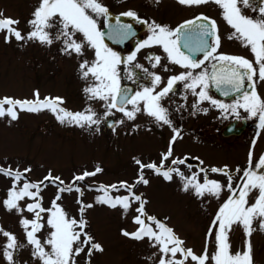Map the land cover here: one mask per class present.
I'll return each instance as SVG.
<instances>
[{"label":"snow or ice","instance_id":"1","mask_svg":"<svg viewBox=\"0 0 264 264\" xmlns=\"http://www.w3.org/2000/svg\"><path fill=\"white\" fill-rule=\"evenodd\" d=\"M214 2L221 7L223 19L233 29L229 38L239 39L243 45L249 46L252 59L221 51L222 37L218 22L205 12H198L171 26L156 19L149 21L133 8L115 15L104 0H38L27 21L30 26L27 31L19 27L18 17L4 16L0 12V32L4 33L6 42L13 37L23 43L32 41L42 45H52L54 41H59L60 52L78 58L80 76L90 81L83 88L85 95L89 100L102 101L105 108L102 114H98L91 104H87L83 110L73 111L64 106V96H41L39 89H34L32 98L10 95L0 97V117L7 116L14 120L19 110L38 112L47 109L61 123L89 128L95 126V130L99 131L102 119L117 109L123 118L129 120H134L137 113L143 111L161 127L168 125L172 128V135L158 160L145 162L133 158L137 165V175L132 182L118 180L110 184H87V188H95L100 193L94 201L82 199L84 189L81 182L101 172L99 164L91 171L84 169L74 173L66 182L59 174H54L52 169H48L41 179L32 180L26 175L32 169L30 164L24 167L17 164L14 167L11 163H0V174L11 178L7 194L0 203L7 210L20 214L19 224L32 248L31 254L42 264H78L77 256L81 252L86 253L87 264H92V254L104 250V245L86 230V209L92 207L93 203L107 204L112 208L119 206L124 213L135 204L132 220L136 227L131 231L122 228L121 231L136 240L146 238L160 254L156 264H188L189 260L192 264H253V221L256 220L259 227L264 229V152L254 158L259 131L251 141L243 168L240 165L234 169L227 164L204 165L186 174L179 165H186L191 153L174 155L175 143L183 136V129L174 124L170 108L163 103L164 97L169 96L174 85L182 81L184 87L190 89L196 97L193 102L194 112L207 113L209 107H214L221 110V115L234 114L239 118L243 109L249 116L258 117V129H264V95L257 89L258 82L264 81V0H260L258 5L254 4V0ZM178 3L193 7L204 5L208 0H178ZM247 7H252L258 14H247L244 11ZM99 17H103L105 28L99 26ZM121 17L134 18L147 25L149 32L146 38L136 43V51L130 52L126 58L106 42V37L123 41L135 34L133 25L125 23ZM77 33L80 35L77 36ZM153 45L160 46L168 61L184 69L167 76L166 83L160 73L133 63L139 49ZM86 49H92L91 59L86 56ZM146 58L152 67L161 62V55L155 52L149 53ZM122 64L128 66L124 71L128 73L129 80L137 77L133 69L140 68L150 77V84H142L135 90L122 86ZM161 66L168 68L167 64ZM210 85H214L225 97L234 93L235 98L230 102L216 98L210 94ZM204 101L209 102V107L202 106ZM123 118L111 121L113 130L115 124L123 123ZM136 127L138 125L133 124V128ZM195 159L203 164L200 157ZM145 169L162 175L166 180H172L173 174L181 177L183 190L193 191L197 197H203L206 193L219 197L227 189L229 194L209 223L201 252L186 246L184 238L165 222L167 218L161 219L146 210L147 198L135 191L138 184L147 185L150 182ZM209 172L222 174L226 180L211 178ZM200 174H203L202 178ZM49 183L55 185L56 192L49 206L45 207L42 189ZM121 190L123 194H119ZM253 190L256 193L250 197ZM72 191L78 193V217L69 215L65 206L58 202L63 193ZM113 191L118 194L113 195ZM25 211L31 213V217L25 215ZM234 224L243 225V250L233 251L231 248L229 231ZM42 229L47 232L46 236ZM0 234L6 237L2 249L4 258L8 264H20L15 253L24 244L19 241L16 233L2 225ZM209 245L214 249L212 253L208 251Z\"/></svg>","mask_w":264,"mask_h":264},{"label":"rangeland","instance_id":"2","mask_svg":"<svg viewBox=\"0 0 264 264\" xmlns=\"http://www.w3.org/2000/svg\"><path fill=\"white\" fill-rule=\"evenodd\" d=\"M259 3L260 0H254V4ZM37 4L38 0H0V12L4 16L18 17L19 27L27 31L30 27L27 21ZM135 6L139 12L146 11L145 14L151 15L158 22L168 23L171 26L185 17L188 8L196 7V10L208 13L204 5L183 6L178 0H164L154 7L146 6L144 0ZM244 11L249 15L258 14L252 7H247ZM98 19L102 28L101 17ZM79 35L77 33V36ZM59 47V41H54L52 45H42L32 41L23 43L13 37L6 42L4 33L0 32V97L10 95L32 98L34 89H39L41 96L47 94L64 96V106L70 110H83L87 104H91L98 114H102L105 111L103 102L89 100L83 91L85 84L90 81L80 76L78 58L65 55L59 51ZM220 50L253 58L249 46L243 45L239 39L229 38V33L226 32H223ZM85 54L91 59L92 49H86ZM133 63L142 64L150 71H160L163 74H170L174 66L169 64L165 70H160L157 67L159 64L152 67L142 53L138 54V58ZM127 67L124 64L120 65L121 84L134 81L135 77L132 80L127 78L128 73L124 71ZM133 70L136 73L139 71L144 73L140 68ZM257 89L261 95H264V81L258 82ZM204 105L209 107V102L204 101ZM216 109L209 107L210 120H213ZM217 110L219 119L208 123L204 117L205 134L199 136L197 134L203 131L196 130L191 134L192 119L188 117V123L184 128L188 126L189 132L184 133L175 143L174 155L191 153L187 164L179 165L186 174H190L193 171L191 169L197 171L204 165L227 164L234 169L236 165L243 168L246 164L253 134L240 137L223 136L222 128L236 116L221 115V110ZM115 116L116 120L123 118L122 113ZM243 116H248V113L241 109L240 117ZM215 122L218 124L214 126ZM133 124L138 127L133 128ZM114 127L115 130L107 128L105 118L101 121L99 131H96L95 126L89 128L61 123L55 114L47 109L38 112L19 110L18 117L14 120L7 116L0 117V163H11L14 167L17 164L21 167L30 164L32 169L26 175L32 180L41 179L48 169H52L54 174H59L66 182L74 173L84 169L91 171L99 164L102 171L86 177L85 181L81 182V187L84 189L82 199L94 201L100 193L95 188H87V184H110L118 180L132 182L137 175V165L133 158H140L145 162L158 160L172 135L170 126L161 127L143 111L137 113L134 120L123 118V123H117ZM260 136L258 142L256 141L254 158L259 156L264 147V130ZM195 157H200L203 164ZM188 164L194 166L191 165L192 168H189ZM145 175L150 182L147 185L138 184L135 191L147 198L146 210L161 219L167 218L165 222L173 226L174 230L184 238L185 245L192 247L198 253L201 252L209 223L219 205L229 194L227 189L223 190L219 197L207 193L203 197H197L193 191L183 190V181L175 174L172 180H166L163 176L154 175L150 169H145ZM200 175L202 178L203 174ZM209 176L226 180V177L219 173L210 172ZM10 181V177L0 174V201L6 196ZM55 192L56 187L51 183L42 189L45 207L49 206ZM255 193L256 190H253L250 197ZM112 194L118 193L113 191ZM119 194H123V190ZM77 195L75 191L65 192L58 202L65 206L69 215L78 217ZM135 206L134 204L127 213H124L119 206L112 208L103 203H93L92 207L86 209L88 220L86 230L104 245L103 251H95L92 254V264H156L160 254L146 238L136 240L121 231L122 228L131 231L136 227L132 220ZM24 214L29 217L32 215L27 211ZM19 217V213L7 210L0 203V225L16 233L19 241L24 244L16 251V260L20 264H42L31 254L32 248L26 241L23 228L19 224ZM41 231L45 236L47 235L44 229ZM5 239L6 237L0 234V264H8L2 254ZM229 240L233 251L243 250L245 233L242 224L232 226ZM251 243L253 264H264V229L259 227L256 220L253 221ZM208 251L209 253L214 251L211 245ZM154 252L156 255H153ZM77 261L78 264H87L86 253L78 254ZM188 264L192 262L189 260Z\"/></svg>","mask_w":264,"mask_h":264},{"label":"flooded vegetation","instance_id":"3","mask_svg":"<svg viewBox=\"0 0 264 264\" xmlns=\"http://www.w3.org/2000/svg\"><path fill=\"white\" fill-rule=\"evenodd\" d=\"M144 0H104V2L108 5L110 10L113 11L116 14H119L120 12L126 10L127 8H133L135 9L141 16L149 19V21L151 19H155L153 18L151 15H147L145 14V12H139L137 7L135 6V4L137 3H141ZM146 1V6H150V7H154L159 5L161 2H163L164 0H145ZM204 6L207 7L208 9V14L209 16L214 17L219 25V30H220V34H221V41L223 40V32L226 33H231L233 31L232 27L230 25H228L226 23V21L223 19L221 12L222 9L219 5H217L214 0H208V3L204 4ZM113 8V9H112ZM187 14L185 15V17L182 18V20L184 19H188L191 16L197 14L198 12H205L202 10H196V7L194 8H188V10L186 11ZM181 20V21H182ZM180 21V22H181ZM178 22V23H180ZM101 23L103 26H105L104 24V20L103 17H101ZM128 23H131L133 25V29L135 32H138V38L137 36L132 38L127 45L125 46V49H121L119 47H117L118 49H120V53H125L126 55H128L130 52L132 51H136L135 49V45L136 43L147 37V35L149 34L148 32V28L147 25L136 21L134 18H130L128 17ZM176 23V24H178ZM176 24L172 25L175 26ZM155 52L157 54L161 55V62L159 64V66H157L160 70H165L161 65L163 64H172L174 65L173 69L170 71V74H163L160 71H157L158 73H160L163 77H165V81L164 83H166V78L169 75H172L174 73H177L179 71H181V66L179 65H175L173 63H171L170 61H168L165 58V54L163 53V49L160 46H146L144 48L139 49V51H137L136 53V59L138 58V54L142 53L143 57H147L149 53ZM200 55V54H197ZM147 59V58H146ZM148 60V59H147ZM149 61V60H148ZM150 62V61H149ZM208 63V62H206ZM158 65V64H157ZM135 87V89L139 88L142 84H150V77H148V75L144 72L142 73L141 71L137 72V77L134 78V81L132 83ZM159 87V86H158ZM264 92V91H263ZM210 94L214 95L216 98L221 99L215 92L214 90L210 87ZM235 98V97H234ZM232 98V99H234ZM196 99V97L193 95V93L191 92L190 89H186L183 85L182 81H178L175 85H174V89L170 92L169 96L164 97L163 99V103L170 108L171 112V116L173 119V122L176 126H182L183 129V134L186 133L188 134V126L185 129L184 127L186 123H188V117H190L192 119V126H190L192 128V133L194 134L195 131H203L199 135H203L205 134V129L206 127L204 126V117L208 120V123H213L214 121L219 119V111L216 109V113L214 115L213 120L209 119V114L204 113L202 111H195L193 110V102ZM230 99V100H232ZM179 106V107H178ZM203 107H205L204 102L202 104ZM199 107V106H198ZM121 113V112H120ZM255 118V120H254ZM236 121L237 124L235 125V127H233V131L235 133H239V134H232L231 136L228 137H240L243 135H247V136H251L250 141H252V139L254 137H256L257 131H259V136L256 139V141L258 142V139L261 138L260 134L264 129H258V117H251V116H246V117H233V119L229 120L227 122V124L222 128V134L224 132V129L228 126L229 123ZM218 123L215 122L214 126L217 125ZM185 130V131H184ZM262 152H264V147L262 148ZM261 152V153H262Z\"/></svg>","mask_w":264,"mask_h":264},{"label":"water","instance_id":"4","mask_svg":"<svg viewBox=\"0 0 264 264\" xmlns=\"http://www.w3.org/2000/svg\"><path fill=\"white\" fill-rule=\"evenodd\" d=\"M113 19H114V17H113ZM125 19H126V17H121V20L124 21V22H125ZM130 37H131V36H129L128 38H130ZM128 38L125 39V40H123V41H119V40L109 39V38L106 37V40H109L110 42H112V43L115 44V45H123L124 42H125L126 40H128ZM124 86H127V87H129V88H132V86H129V85H124ZM212 87L217 91V93H218L221 97H224V98H230V97H233V96L235 95V94L233 93V94H230L228 97H225V96H223V94H222L218 89L215 88L214 85H212ZM111 121H113V119H110V120L108 121V123H107L108 126H113L112 123H111ZM230 127H231V126H230ZM224 134H225V135H230L231 133L229 132V129H227V130L224 132Z\"/></svg>","mask_w":264,"mask_h":264}]
</instances>
